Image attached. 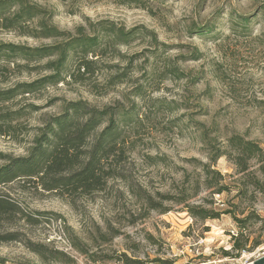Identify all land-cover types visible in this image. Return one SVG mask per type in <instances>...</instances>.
<instances>
[{
	"label": "rangeland",
	"instance_id": "374dc122",
	"mask_svg": "<svg viewBox=\"0 0 264 264\" xmlns=\"http://www.w3.org/2000/svg\"><path fill=\"white\" fill-rule=\"evenodd\" d=\"M27 2L41 15L20 27H9L7 21L17 8L0 13V90L51 75L35 69L46 60H4L9 57L1 49L66 41L42 37L41 21L72 36L78 28L90 35L98 22L109 21L126 31L142 28L156 43L143 35L129 46L101 42L93 76L79 82L65 77L55 86L0 104V153L14 158L28 154L40 129L62 114L68 102L133 114L119 128L125 150L120 177L109 180L103 191L67 198L26 181L0 188V197L14 207L11 221L0 222V264H122L124 255L145 264H251L264 257V177L254 163L250 172L261 182V192L221 158L212 169L228 191L214 196L201 186L188 201L191 207L218 213L215 220L193 217L173 201L187 179L190 196L195 182L204 180L202 165L210 163L212 149L203 132L214 148L238 134L264 149V0ZM240 18L250 23L242 25ZM207 26H214L212 34L200 36ZM124 72V83L108 85ZM4 164L0 160V167ZM152 206L169 211L160 214ZM28 214L37 221H27ZM248 216L255 219L244 225L245 251L234 258L230 232L236 234L237 220ZM74 238L86 254L72 247ZM31 246L44 247L43 260Z\"/></svg>",
	"mask_w": 264,
	"mask_h": 264
},
{
	"label": "trees",
	"instance_id": "16d2710c",
	"mask_svg": "<svg viewBox=\"0 0 264 264\" xmlns=\"http://www.w3.org/2000/svg\"><path fill=\"white\" fill-rule=\"evenodd\" d=\"M17 8V13L9 22V27H20L22 23L36 19L41 11L36 6L28 5L27 0H2L0 1V13L2 11ZM264 12V7L262 10ZM5 19V18H2ZM242 25L250 23L246 18H240ZM40 33L44 38H61L65 42L47 47L25 48L15 45L2 46L9 58L14 62L20 60L27 63H39L45 61L43 66L35 69L44 70L50 76L21 83L6 90H0V104L13 101L18 96L30 95L38 92L46 85L55 86L66 78H72L79 82L86 76H93L96 53L101 51V42L112 47L129 46L137 35L151 36L150 32L142 28H134L126 31L117 27L113 22H98L96 30L92 34H86L85 30L78 28L76 35L68 32H59L47 22L38 23ZM214 26H207L200 30V36L212 34ZM98 51V52H97ZM105 51V49L103 50ZM102 51V52H103ZM3 56H0V58ZM174 70H171L173 73ZM175 73V72H174ZM126 72L112 77L108 85L115 86L124 83ZM177 74V79H181ZM136 90L135 95H140ZM131 112L115 107H107L98 110L89 107L84 102H68L64 106L62 114L50 118L40 129L39 134L33 140V146L25 157H10L0 153V160L5 164L0 167V188L14 182L26 181L33 183L47 192H54L61 197L73 198L76 196L89 197L103 191L107 182L120 177L118 166L124 161V142L120 139V126L122 123H130ZM3 117V116H0ZM6 117H9L6 115ZM137 121L139 119L137 118ZM203 139L212 149L210 163L202 165V173L205 176L202 184L195 182L192 196L188 195L186 186L190 183L187 179L181 186V190L173 198L176 205L182 206L186 212L201 220H215L218 213L203 208L191 207L187 203L199 193L204 186L212 195L220 196L228 191V187L222 184V176L212 167L216 162L225 158L235 167L236 173L245 177L248 185L258 191H262L261 182L251 174L252 163L257 166L258 172L264 177V149L257 143L248 141L238 134H233L225 139L219 148H214L207 132H203ZM152 210L165 214L169 210H159L152 206ZM14 207L0 197V222L5 219L11 221ZM40 216V214H38ZM25 219L36 222L37 218L28 215ZM255 216H248L244 220H237L239 228L231 237L232 248L237 251V258L241 251H245L246 240L242 239L244 225ZM242 240V241H241ZM32 252L40 259H44L41 246H31ZM72 247L79 253L86 254L82 244L74 238ZM54 254L62 255L54 252ZM225 257L228 252L222 253ZM92 261L98 262L94 255ZM120 258L122 264H145L137 260ZM119 261V260H118ZM160 261V260H157ZM163 264L168 262L160 261ZM156 264V263H154Z\"/></svg>",
	"mask_w": 264,
	"mask_h": 264
},
{
	"label": "water",
	"instance_id": "95a60500",
	"mask_svg": "<svg viewBox=\"0 0 264 264\" xmlns=\"http://www.w3.org/2000/svg\"><path fill=\"white\" fill-rule=\"evenodd\" d=\"M253 264H264V257H262V258H260V259H258L256 261H254Z\"/></svg>",
	"mask_w": 264,
	"mask_h": 264
},
{
	"label": "built area",
	"instance_id": "2783aa9c",
	"mask_svg": "<svg viewBox=\"0 0 264 264\" xmlns=\"http://www.w3.org/2000/svg\"><path fill=\"white\" fill-rule=\"evenodd\" d=\"M230 235H235L233 230L230 232ZM218 264H225V261H218ZM251 264H253V262H251Z\"/></svg>",
	"mask_w": 264,
	"mask_h": 264
}]
</instances>
